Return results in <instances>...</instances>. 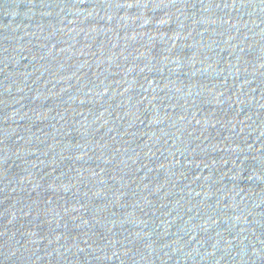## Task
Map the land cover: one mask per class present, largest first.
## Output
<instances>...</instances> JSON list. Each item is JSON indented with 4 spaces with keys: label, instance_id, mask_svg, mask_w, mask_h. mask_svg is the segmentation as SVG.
I'll return each instance as SVG.
<instances>
[{
    "label": "water",
    "instance_id": "water-1",
    "mask_svg": "<svg viewBox=\"0 0 264 264\" xmlns=\"http://www.w3.org/2000/svg\"><path fill=\"white\" fill-rule=\"evenodd\" d=\"M0 264H264V0H0Z\"/></svg>",
    "mask_w": 264,
    "mask_h": 264
}]
</instances>
